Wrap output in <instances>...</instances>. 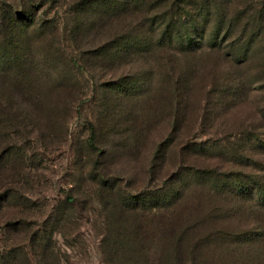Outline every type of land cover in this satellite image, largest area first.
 I'll use <instances>...</instances> for the list:
<instances>
[{
	"label": "trees",
	"instance_id": "1",
	"mask_svg": "<svg viewBox=\"0 0 264 264\" xmlns=\"http://www.w3.org/2000/svg\"><path fill=\"white\" fill-rule=\"evenodd\" d=\"M66 1L56 18L64 29L63 59L84 76L103 74H93L101 111L89 121L88 143L96 150L92 184L87 192L70 188L63 204L88 197L105 264H264V106L251 122L221 127L236 115L238 100L246 95L250 103L255 85L264 92V0L55 3ZM35 19L0 0V95L10 115L15 106L33 110L47 99L46 81L43 94H32L33 55L48 48L34 38L53 23ZM127 66L135 77L118 75ZM147 69L153 71V95L146 99ZM107 73L114 78L100 82ZM129 99L139 106L121 119ZM105 120L110 140L103 142L96 121ZM226 132L223 139L202 138ZM6 135L5 146L12 139ZM5 146L0 163L13 153ZM224 159L234 165L227 167ZM248 163L251 170L244 168ZM105 164L123 167L126 184L119 172L106 173ZM130 180H138L139 188L131 189ZM21 193L11 184L4 198ZM29 237L39 261L50 264L53 235L37 230ZM7 253L0 264H11Z\"/></svg>",
	"mask_w": 264,
	"mask_h": 264
},
{
	"label": "rangeland",
	"instance_id": "2",
	"mask_svg": "<svg viewBox=\"0 0 264 264\" xmlns=\"http://www.w3.org/2000/svg\"><path fill=\"white\" fill-rule=\"evenodd\" d=\"M56 1L5 0L11 5V9L30 11L39 24H42L43 18L49 19L48 22L53 23V27L48 32H39L34 38L35 41L45 42L48 48L33 55L35 80L33 83L30 82L35 88L32 94L36 95L43 92L40 86L43 87L46 81L48 94H44L47 99L40 98L33 110L28 106L19 109L17 104L10 115V106L2 104L0 95V156L5 146L2 138L4 134L11 133L12 138L5 146V150L14 147L12 156L0 163V258L2 254L8 252L11 264L44 263L39 261L38 246H34L29 237L30 233L40 230V233L53 235L50 241V246L52 245L49 251L50 264H105L100 251V235L92 225L94 215L91 210L93 211L94 207H87V203L84 202L88 197L81 194V201L78 203H69L66 207L63 204L70 188L80 187L87 192L92 184L89 172L96 150L88 143L92 133L89 121L97 119L101 111L94 101L96 80H93V74L99 79L103 73L94 71L91 76H84L78 67L66 64L62 52L60 53V50H64L65 53L67 51L61 45L63 44L61 40L65 36L64 29L62 21L58 23L56 18L57 11L66 10L70 2L62 4L55 3ZM141 66V69L145 67L144 64ZM130 67L119 69L118 75L135 77L137 72H131ZM114 73H107L105 79L100 82L113 79ZM145 73L149 75L150 81L144 88L142 97L147 99L153 95V71L147 69ZM28 77L29 75L25 82ZM22 78L21 76V80ZM147 80L149 79H146V82ZM259 86L255 85L251 89L250 103L244 101L245 95L233 105L236 115L223 119L221 127L251 122L254 117L252 114H259L258 108L264 106L262 101L264 92ZM239 104L240 113L237 114L236 108ZM137 106L139 104L135 99L126 101L122 106L124 109L120 115L121 119L129 116ZM96 125L98 133L102 134L99 136L100 140L103 142L110 140V134H107L110 128L109 121L105 120L102 123L96 121ZM226 136H230V132L202 135V138L218 140ZM246 153L252 154L247 151ZM222 162L227 167L234 165L228 159ZM122 168L109 165L105 170L106 173L119 172L118 175L123 176L125 182V176L128 175L127 171H121ZM244 168L251 170L253 167L248 163ZM11 184H17L21 188L23 193L21 198H4L6 186ZM128 185L133 190L139 188L138 180H130ZM8 220L17 221L19 224L15 225L16 228L9 227Z\"/></svg>",
	"mask_w": 264,
	"mask_h": 264
}]
</instances>
